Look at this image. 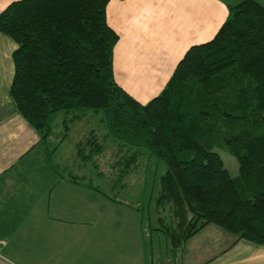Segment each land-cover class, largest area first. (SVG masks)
<instances>
[{
  "label": "trees",
  "instance_id": "obj_1",
  "mask_svg": "<svg viewBox=\"0 0 264 264\" xmlns=\"http://www.w3.org/2000/svg\"><path fill=\"white\" fill-rule=\"evenodd\" d=\"M109 1L17 0L0 13V33L16 45L10 87L16 111L41 140L59 113H102V140L117 145L111 189L136 170L141 151L165 165L155 196L135 207L147 264L154 241L161 263L177 264L186 241L208 224L264 245V5L229 6L215 36L189 47L159 94L142 104L114 78L119 36L106 21ZM63 129L65 138L67 120ZM98 135L91 131L75 153L95 170L105 152ZM218 149L237 159V177ZM68 174L75 183L85 179ZM87 187L124 204L116 193Z\"/></svg>",
  "mask_w": 264,
  "mask_h": 264
},
{
  "label": "crops",
  "instance_id": "obj_2",
  "mask_svg": "<svg viewBox=\"0 0 264 264\" xmlns=\"http://www.w3.org/2000/svg\"><path fill=\"white\" fill-rule=\"evenodd\" d=\"M13 1L0 0V13ZM241 1L110 0L106 21L119 36L116 83L140 103L149 102L187 49L210 41L228 7ZM15 47L0 33V264H147L136 206L87 187L99 186L87 180V166L65 165L56 156L65 138L52 132L41 140L16 111L10 95ZM70 170L85 179L71 181ZM158 257L154 252L152 264ZM177 264H264V245L208 224L186 241Z\"/></svg>",
  "mask_w": 264,
  "mask_h": 264
},
{
  "label": "rangeland",
  "instance_id": "obj_3",
  "mask_svg": "<svg viewBox=\"0 0 264 264\" xmlns=\"http://www.w3.org/2000/svg\"><path fill=\"white\" fill-rule=\"evenodd\" d=\"M74 116L79 117L72 118ZM101 117L102 113L96 114L91 111L72 112L69 115L59 113L53 123V134L58 135L59 139L64 138L63 120L68 121L69 131L67 135H65V140L62 146L58 149V154L56 155L57 158L58 156H62V162H64L65 165L68 163L72 164L74 162L80 163L79 161H76L77 157L75 155L78 144L81 143L91 131H96L99 134V138L102 140L101 135L105 133V128L100 123ZM102 143L104 145L105 152L95 160L99 168L98 170H95L92 167V163L87 164V172L92 173L90 176L91 178L88 177L87 180H91L92 183H97L104 191L112 194L113 192L107 185V182H110L108 179H116L114 175H111L110 171V164L112 163L110 155H112L113 152L110 148L112 147L111 140H102ZM216 152L219 154L223 166L228 171L229 175L232 178L237 177L239 172L237 159L221 149L216 150ZM139 157L136 170L124 177L121 183L116 182L119 187H121V184H124L125 186V190L122 191L121 194L119 191L120 189L117 190V192L119 191L117 197H119L120 200H124L134 206H138L142 198L145 196L146 198L149 197L152 192V195L155 196L158 189V177L166 170V167L162 162H158L156 159L150 158L148 153L144 151L140 152ZM60 161L61 158L59 162ZM62 162H60V164ZM98 172L103 173L101 178H98ZM154 250L156 257L159 254L157 241L156 243L154 241ZM159 261L160 260L157 258L158 264Z\"/></svg>",
  "mask_w": 264,
  "mask_h": 264
}]
</instances>
